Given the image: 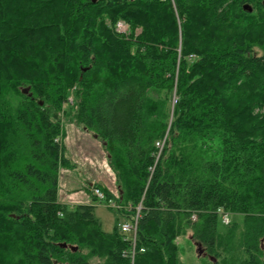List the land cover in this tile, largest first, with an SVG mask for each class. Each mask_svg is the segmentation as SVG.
<instances>
[{
  "label": "trees",
  "instance_id": "trees-1",
  "mask_svg": "<svg viewBox=\"0 0 264 264\" xmlns=\"http://www.w3.org/2000/svg\"><path fill=\"white\" fill-rule=\"evenodd\" d=\"M63 118L101 144L110 232L59 202ZM139 205L134 264H180L188 232L264 264V0H0V264H125Z\"/></svg>",
  "mask_w": 264,
  "mask_h": 264
},
{
  "label": "rangeland",
  "instance_id": "rangeland-1",
  "mask_svg": "<svg viewBox=\"0 0 264 264\" xmlns=\"http://www.w3.org/2000/svg\"><path fill=\"white\" fill-rule=\"evenodd\" d=\"M72 101V98L69 101ZM70 101V102H71ZM63 127L65 131L64 146L67 157L75 167L71 170L61 169L59 171V193L58 199L62 204L74 206L78 204H89L95 206V215L102 225L105 232L112 231L115 226L116 213L107 208L105 203L93 201L90 196L87 198V187L96 181L97 176H103L107 188L112 193H117L115 186L112 184V176L108 175L102 167L103 161L106 160L105 154L98 142L90 133L82 131L76 126L67 122L63 118ZM101 174V175H100ZM106 188V189H107ZM89 191V190H88ZM83 193V194H80ZM89 196V195H88ZM230 221L240 222V215L228 214ZM123 221H119L118 224ZM218 228L223 230L225 225L219 217ZM175 245L178 249L180 264H211L212 261L205 256L201 247L190 237V232L185 236H179L175 239ZM198 249L202 251L199 255Z\"/></svg>",
  "mask_w": 264,
  "mask_h": 264
},
{
  "label": "built area",
  "instance_id": "built-area-1",
  "mask_svg": "<svg viewBox=\"0 0 264 264\" xmlns=\"http://www.w3.org/2000/svg\"><path fill=\"white\" fill-rule=\"evenodd\" d=\"M116 30L119 33H126L127 32V26L122 22H118L117 26H116ZM163 145H164V140L162 142H159L156 144V146L158 148V153H157L156 159H158L159 154L162 151ZM108 170L110 172L109 168H108ZM112 194L115 197V199L118 198L117 193H112ZM90 196L91 197L93 196L95 198V200L100 204L105 203L106 207L109 209H113V210L120 209V207L115 203L114 200L106 201L105 195L103 194V192L94 185L91 186ZM140 208H141L140 205L138 207H136V213H135L132 220H126V221H123L122 223L118 224V230L120 231L121 235L123 236V240L128 243V247L125 250H123L122 254H121L122 257L126 260L125 264H134L135 256L137 253L136 236H137V223H138V219L140 217L139 216ZM219 215L222 219L223 224L225 226L229 225L230 219L228 217V214L219 212ZM191 220L193 222H195L197 220V217L195 215H192ZM142 251H143L142 249L139 250V252H142Z\"/></svg>",
  "mask_w": 264,
  "mask_h": 264
},
{
  "label": "crops",
  "instance_id": "crops-1",
  "mask_svg": "<svg viewBox=\"0 0 264 264\" xmlns=\"http://www.w3.org/2000/svg\"><path fill=\"white\" fill-rule=\"evenodd\" d=\"M102 167L104 168V171H105L108 175L112 176V179H113V180H112V184H113V186H115V185H114V176H113L111 170H110V172H109V170H108L109 167H108V165H107V163H106V160L103 161ZM100 175H101V174H100ZM95 184L100 185V186H102V187H104V188H107V186H106V182H105L103 176H101V177H98V176H97L96 181H95V182H92L91 184H89V187L91 188V186H92V185H95ZM107 190H108L110 193H112V191L110 190V188H107ZM80 194H83V193L80 192ZM84 195H87V198H89V197H90V191H87V194H86V192H85ZM88 195H89V196H88Z\"/></svg>",
  "mask_w": 264,
  "mask_h": 264
},
{
  "label": "water",
  "instance_id": "water-1",
  "mask_svg": "<svg viewBox=\"0 0 264 264\" xmlns=\"http://www.w3.org/2000/svg\"><path fill=\"white\" fill-rule=\"evenodd\" d=\"M249 12H251V9H249ZM28 91H29V89H24V90H22V93L24 95H27L28 94ZM40 105H42V103H40ZM198 252H199V255H202V251L200 249H198Z\"/></svg>",
  "mask_w": 264,
  "mask_h": 264
}]
</instances>
